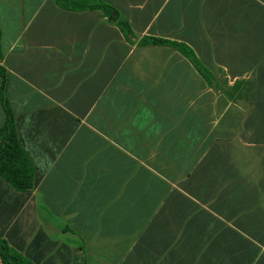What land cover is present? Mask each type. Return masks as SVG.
Masks as SVG:
<instances>
[{"label":"crops","instance_id":"0c3cea01","mask_svg":"<svg viewBox=\"0 0 264 264\" xmlns=\"http://www.w3.org/2000/svg\"><path fill=\"white\" fill-rule=\"evenodd\" d=\"M80 1L0 0L33 171L0 175V240L30 264H264V0Z\"/></svg>","mask_w":264,"mask_h":264},{"label":"trees","instance_id":"16d2710c","mask_svg":"<svg viewBox=\"0 0 264 264\" xmlns=\"http://www.w3.org/2000/svg\"><path fill=\"white\" fill-rule=\"evenodd\" d=\"M62 7L82 9L86 7L80 0H56ZM76 2V3H74ZM107 16L113 15L114 9L105 4H97ZM121 28L128 30L125 21H120ZM126 32V31H124ZM151 43L173 45L185 54L198 69L197 60L192 50L177 42L161 38H150ZM144 42V39H143ZM2 85L0 88V101L5 112V122L0 125V175L7 180L16 190L27 191L33 187V171L30 161L21 148L16 134L13 114L4 94L5 73L0 68ZM0 264H30L17 254H13L3 241L0 240Z\"/></svg>","mask_w":264,"mask_h":264}]
</instances>
